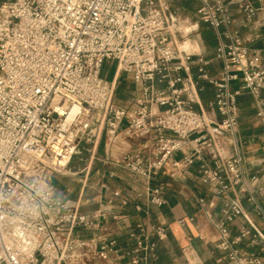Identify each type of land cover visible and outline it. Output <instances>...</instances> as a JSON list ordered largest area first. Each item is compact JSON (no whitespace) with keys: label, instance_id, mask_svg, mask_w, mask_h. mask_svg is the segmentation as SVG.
<instances>
[{"label":"built area","instance_id":"obj_1","mask_svg":"<svg viewBox=\"0 0 264 264\" xmlns=\"http://www.w3.org/2000/svg\"><path fill=\"white\" fill-rule=\"evenodd\" d=\"M199 2L198 17L221 39L217 56L223 67L217 76L208 73L204 57L197 59L199 80L217 88L216 121L195 108L199 83L183 75L189 59L174 40L162 0H0V264H91L115 250V240L85 239L77 230L99 229L102 219L118 215L103 209L84 213L79 200L62 198L53 184V175L67 168L82 139L113 112L116 81L103 76L107 62H116L117 71L132 75L141 87L132 107L119 113L127 124L125 134L153 135L152 151L142 147L116 164L146 183L149 202L162 207L164 188L152 185L157 177L169 168L176 178L199 163L202 182L225 199L217 225L219 249L234 264H264V233L242 199L263 219L264 210L250 188L255 178L245 177L238 142L242 92L253 96L264 128V65L230 32L233 16L227 4ZM244 11L251 22L259 9L247 4ZM239 79L240 90L232 92L231 83ZM219 132L232 138L233 156L225 157L218 148ZM207 147L214 148L211 160ZM187 148L181 160L173 159ZM239 216L254 231L251 243L262 255L239 248L251 230L243 228L232 238L228 225ZM155 231L160 238L167 235L163 227ZM130 236L136 242L132 264L148 261L156 245L147 228L138 224Z\"/></svg>","mask_w":264,"mask_h":264},{"label":"crops","instance_id":"obj_2","mask_svg":"<svg viewBox=\"0 0 264 264\" xmlns=\"http://www.w3.org/2000/svg\"><path fill=\"white\" fill-rule=\"evenodd\" d=\"M222 1L229 6L233 16L230 32L234 33L235 37L248 47L251 53H258L264 65V3L260 0ZM179 2L185 7H190V11H193V16L196 18L193 21L190 19L185 21L192 25L189 27L190 31H186L185 34L195 33L194 39H189L191 48L181 49L176 43L179 50L189 59L188 70L183 72V75L188 74L199 83L200 103L195 105V108L203 110L211 121H216L220 119L214 107L217 88L206 81L199 80L197 59L200 56L204 57L209 62L208 73L217 76L223 67V61L217 56V48L221 39L216 30L198 17L199 0H180ZM247 4L259 9L256 19L251 22L247 21L244 11ZM176 22L177 19L173 22L175 28L172 29L173 36L175 38L177 33L179 37L184 38L180 29H177ZM222 41L228 44L232 42L226 38ZM185 42L187 41L183 43ZM104 69L105 78L115 80L116 86L118 81L123 84L124 95L120 98L127 101L126 109L131 108L133 102L141 95L140 85L136 84L130 75L119 73L116 66L111 78L104 75ZM158 87L164 88L165 85L158 84ZM240 88L241 79L233 81L230 85L232 92ZM262 98L264 100V87ZM238 105L240 111L238 142L239 152L243 157V170L247 180L255 178L250 188L257 203L264 210V128L256 117L257 106L251 94L242 92L238 96ZM118 109L124 110L121 107ZM119 113L120 111L116 112L114 117L112 115L106 123L92 130L94 136L92 151L95 153L101 151L100 161L105 164V168L98 170L96 176L92 175V186L88 185V181L90 179L89 170L90 168L92 170L94 159L87 167L88 173L84 181L71 179L66 175L53 177V184L59 190L61 197L74 201L79 200L82 204V212L91 215L103 209L108 210L111 215H118L117 220L112 216L102 219L99 229L81 228L77 230V234L85 239L105 237L117 242L113 252L106 253L104 257L91 264H132V251L136 247V242L131 238L130 233L136 229L138 224L147 228L149 239L156 245L154 255L148 261L142 260L140 264H234L218 247L220 234L217 225L223 218L225 199L216 195L212 187L202 182L199 163L179 172L176 178L170 177L169 168L164 169L152 185L163 186L166 203L162 207L152 205L149 202V186L133 177L129 171L116 164V161L124 154L142 147H146L148 152L152 151L153 135L150 134L145 138L127 136L125 134L127 124L119 117ZM197 135L198 133H195L192 137ZM217 135L218 148L223 155L233 156L235 151L232 138L224 132H219ZM189 151L190 149L187 148L177 152L173 155V159L181 160ZM213 154L214 148L207 147L206 155L209 160L213 158ZM96 181L99 186H96ZM93 189L96 190V194L93 193ZM113 191H119L120 195L114 196ZM109 199L113 200L112 206L107 204ZM242 203L246 212H249L253 224L264 233V219L256 215L254 206L246 198L242 199ZM157 227L166 229V237L158 236L155 231ZM228 228L232 238L240 236L243 228L251 230L243 216L229 223ZM251 232V235L239 244V248L244 253L256 252L262 255L259 248L251 243L255 234L253 230Z\"/></svg>","mask_w":264,"mask_h":264},{"label":"rangeland","instance_id":"obj_3","mask_svg":"<svg viewBox=\"0 0 264 264\" xmlns=\"http://www.w3.org/2000/svg\"><path fill=\"white\" fill-rule=\"evenodd\" d=\"M179 1L180 0H162V2L165 3L166 7L168 8L167 12L170 18L171 29H175L173 22L175 21V19H177L176 22L177 29H180V31L183 33L182 35L184 36V38L179 37L178 36L179 34L177 33L175 34L176 37L174 38L175 42L180 47V44L183 43L184 41H190L194 39L195 33H192L190 35L185 34L186 31H190L189 27L192 26L191 24L185 21L189 19L193 21L196 18H194L193 16V11H190L191 10L189 9L190 7H185ZM115 66H116V62H107L104 69V75H107L108 78H111ZM116 70H117V66H116ZM130 76L132 77V75ZM124 88L125 87L123 86V84H121L120 81H118L116 86L115 96L112 103L113 112L109 115V118L112 117V115L114 117L116 112L121 111V109H118V107L124 108V110H126L128 103L127 101L120 98V96L122 97V95H124ZM95 128H97V126H95L93 129ZM93 137L94 136L92 131L89 132L80 142L78 150L73 156L67 168L62 173L54 174L53 177L55 175H61V176L66 175L67 177H71V179H78L84 181L86 180V176L88 173L87 167L91 163V160L94 159L92 170L91 168L89 170L90 179L88 181V185L92 186L91 184L92 175L96 176L98 170H103V168H105V164L100 161L101 158L99 156V153H101V151H98L96 153L92 151L94 146L92 143ZM105 137H104V141H105ZM54 181L56 182L57 179L55 178ZM81 185H83V182H81ZM96 186H99V183L97 181H96ZM93 191H94L93 193L96 194V190L93 189Z\"/></svg>","mask_w":264,"mask_h":264},{"label":"bare ground","instance_id":"obj_4","mask_svg":"<svg viewBox=\"0 0 264 264\" xmlns=\"http://www.w3.org/2000/svg\"><path fill=\"white\" fill-rule=\"evenodd\" d=\"M191 42H189V41H187V42H185V43H182L181 45H180V47H181V49H186V50H189L190 48H191Z\"/></svg>","mask_w":264,"mask_h":264}]
</instances>
